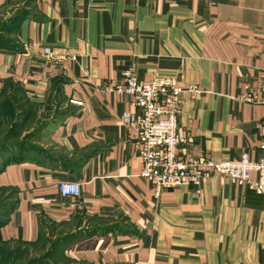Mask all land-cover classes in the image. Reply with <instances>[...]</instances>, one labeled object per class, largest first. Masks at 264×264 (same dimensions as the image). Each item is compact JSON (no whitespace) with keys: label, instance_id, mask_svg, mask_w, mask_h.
I'll return each mask as SVG.
<instances>
[{"label":"crops","instance_id":"obj_1","mask_svg":"<svg viewBox=\"0 0 264 264\" xmlns=\"http://www.w3.org/2000/svg\"><path fill=\"white\" fill-rule=\"evenodd\" d=\"M25 1L0 0L3 19L16 15L0 45V92L20 87L45 122L30 151L0 162V187L16 191L0 240L34 242L43 223L82 232L65 248L80 264H264V196L212 177L200 194L155 197L122 122L137 110L109 90L126 68L140 81L173 76L185 89L178 132L190 138L178 155L256 159L264 105L239 97L264 69V0ZM45 48L63 60L46 62ZM62 180L80 193L60 196Z\"/></svg>","mask_w":264,"mask_h":264},{"label":"built area","instance_id":"obj_2","mask_svg":"<svg viewBox=\"0 0 264 264\" xmlns=\"http://www.w3.org/2000/svg\"><path fill=\"white\" fill-rule=\"evenodd\" d=\"M46 62L57 63L64 56H54L49 48L44 49ZM74 60V56H70ZM129 98L130 105L136 112H124L122 122L133 130L136 146L142 159L140 176L149 180L155 197L170 188L192 186L200 194L202 183L212 177L245 186L264 196V121L259 128V155L252 159L249 151H243L239 158L215 161L204 155H190L188 158L178 155V146L190 138L178 132L177 118L181 111V95L185 91L178 79L173 76L152 74L140 81L130 68L122 72V82L109 88ZM188 91L196 90L192 85ZM241 101L264 105V69L255 91L246 85L239 97ZM70 103L82 105L79 100ZM254 173V177L250 176ZM62 197L78 195L80 182L62 180L58 184Z\"/></svg>","mask_w":264,"mask_h":264},{"label":"trees","instance_id":"obj_3","mask_svg":"<svg viewBox=\"0 0 264 264\" xmlns=\"http://www.w3.org/2000/svg\"><path fill=\"white\" fill-rule=\"evenodd\" d=\"M13 17L15 18L16 15ZM10 43H3L0 45L10 46ZM36 110L37 106L27 99L20 87L11 85L9 87H5L0 92V136L3 137L2 139L5 137V140L1 142L2 144L0 143L1 163L13 160V155H15L16 151L19 149L30 151L34 147L35 143L34 145H32V143L39 138L37 134L39 133L42 124L45 122H41V117H38ZM56 113L58 114V112ZM5 154H7L6 157ZM7 189L11 190L13 194L16 193L15 189L11 187H0V192L6 191ZM5 197L6 198H4V200L1 199L0 196V202L5 201V203H7V199H12V196H7V193ZM9 209L10 206L5 208V210L0 211V225L4 222L3 216L9 211ZM45 226H47V224ZM45 226L43 223L40 225L39 238L34 242H25L20 240H0V243L10 244L14 242L36 245V243H38L41 238L43 241H47L45 238L46 235L43 233V228H45ZM81 235L82 232L80 230L63 235L57 234L55 240L48 243L49 247L45 252L46 254L44 258L40 257V259H34L27 264H46L43 262V259L46 258L56 264H79V262H76L65 254V248L70 241L80 237Z\"/></svg>","mask_w":264,"mask_h":264},{"label":"rangeland","instance_id":"obj_4","mask_svg":"<svg viewBox=\"0 0 264 264\" xmlns=\"http://www.w3.org/2000/svg\"><path fill=\"white\" fill-rule=\"evenodd\" d=\"M25 4L26 5L24 6L31 5L30 0L25 1ZM19 7L20 8L17 9V11H14V14L16 13L22 14L24 11H26L24 8L22 9V6L19 5ZM12 15L10 14V16H8L5 19H3V15H0V44L10 43L12 40L11 39L12 34L15 32V27H16V22H15L16 19H14ZM50 113L51 112L45 111L43 115L44 117H48ZM2 138L3 137L0 136V143L5 140V137L4 139ZM1 192H0L1 199L6 198L5 197L6 193L7 196H12L11 197L12 199H7L6 200L8 201L7 203H5V201L0 202V209H1L0 211L5 210V208H7L8 206L11 207L13 205L14 202L13 199L15 197V194H13V192L9 189ZM60 231L63 230H60L54 226H45V228H43V233L44 235H46L45 238L47 241H43L41 238L40 241L36 243V245L21 244L14 242L10 244L0 243V264H27L34 259H40V257L44 258L46 254L45 252L49 247L48 243L55 240L57 234H59ZM43 260H44L43 262H45L46 264H56L47 258ZM72 264H78V263H72Z\"/></svg>","mask_w":264,"mask_h":264}]
</instances>
